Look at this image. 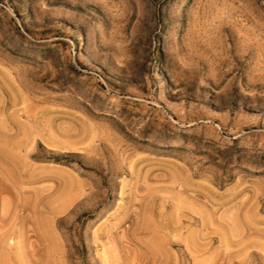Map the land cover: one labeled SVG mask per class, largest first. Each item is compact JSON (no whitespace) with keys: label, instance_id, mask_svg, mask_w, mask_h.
<instances>
[{"label":"rangeland","instance_id":"374dc122","mask_svg":"<svg viewBox=\"0 0 264 264\" xmlns=\"http://www.w3.org/2000/svg\"><path fill=\"white\" fill-rule=\"evenodd\" d=\"M0 264H264V0H0Z\"/></svg>","mask_w":264,"mask_h":264}]
</instances>
